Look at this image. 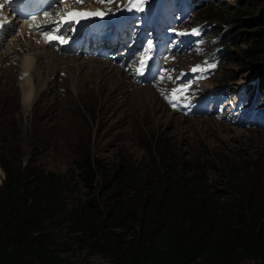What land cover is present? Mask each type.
I'll return each mask as SVG.
<instances>
[{"label": "rangeland", "instance_id": "1", "mask_svg": "<svg viewBox=\"0 0 264 264\" xmlns=\"http://www.w3.org/2000/svg\"><path fill=\"white\" fill-rule=\"evenodd\" d=\"M206 2L201 9L182 6V11L165 15L170 23L160 28L161 32L149 25L148 17L142 18L143 11L129 14V22L122 31L125 40L131 41L130 69L135 71L156 52L153 65L144 67L151 71L143 76L104 62L95 71L91 64H86L90 58L77 55L72 56L75 60L63 64L41 57L32 72L38 93L27 106L21 91L19 59L0 61V154L21 170L29 166L63 175L70 173L82 151L90 152L108 166L122 160L135 163L148 160L146 139L150 142L160 135L162 147L186 163L201 165L212 181L217 179L210 167L213 159L227 163L245 159L264 166V105H260L258 93L253 95L248 90L249 85L257 83L264 63L253 68L234 63L229 52L240 48L238 38L228 45L223 57L222 52L210 57L209 35L196 37L199 30L195 28L202 27L198 19L205 22L200 16L216 26L223 25V21H229L230 11L244 8L250 0ZM124 3L125 0H113L104 6L116 12ZM161 4L162 1L151 10L153 19L162 12ZM252 14L259 20L263 16L258 11ZM155 24L158 25L157 19ZM108 30L112 31V26ZM19 34L13 39L0 38V57L7 45L22 38L23 34ZM28 35L26 38H30ZM155 42L161 45V51H157ZM61 66L72 71L62 72ZM183 68L187 70L186 76L182 75ZM212 70L206 79L188 77L193 72ZM115 73L117 76L111 78ZM234 76L237 80L231 81ZM215 90L220 92L217 110L215 104L207 110L200 100L204 93ZM196 101H199L196 107L190 109ZM4 178L0 165V185ZM60 192L68 209L76 205V198H84L74 185L60 188ZM108 214L109 210H104L102 220L106 221ZM54 230L60 244L75 250L62 254L73 264H110L105 256L91 255L84 246L80 248L76 240L79 234L70 231L68 225L54 226Z\"/></svg>", "mask_w": 264, "mask_h": 264}, {"label": "trees", "instance_id": "2", "mask_svg": "<svg viewBox=\"0 0 264 264\" xmlns=\"http://www.w3.org/2000/svg\"><path fill=\"white\" fill-rule=\"evenodd\" d=\"M191 2L193 9L207 5ZM257 11L260 20L252 14ZM227 17L220 26L205 16H200L205 22L197 20L209 34L210 52L223 53L238 38L240 48L229 52L234 63L243 68L264 63V0H250ZM248 90H257L264 105V68ZM158 136L146 139L148 160L108 166L82 151L63 175L29 166L21 170L0 154L5 173L0 264H73L62 254L75 250L59 243L57 225H68L79 234L80 248L105 256L110 264H264V166L213 159L217 179L212 181L201 165L162 147ZM72 185L84 198L68 209L60 188Z\"/></svg>", "mask_w": 264, "mask_h": 264}, {"label": "bare ground", "instance_id": "3", "mask_svg": "<svg viewBox=\"0 0 264 264\" xmlns=\"http://www.w3.org/2000/svg\"><path fill=\"white\" fill-rule=\"evenodd\" d=\"M55 1H60V3L54 2V5L52 7H55L59 10H60L61 5L65 8L70 7V4L68 2H66L67 0H63V1L55 0ZM84 1L85 2L88 1V4L87 5L83 4V10H79V5H76V7H74L75 5L73 4L72 7H70L67 11L68 12H83V13H97V12L102 13V15H88V16H84V17H77V19H76L81 23V26H85L86 24H89V26H95L96 23H98V20H101L102 18L104 19L106 17V13L102 9L101 6L94 5L95 0H80L78 3L84 2ZM62 6H61V8H62ZM125 15H126L125 11L119 10L117 13L110 14V17L112 16L115 19V21H121L122 22V21H124ZM68 19L69 18H68L67 14H65L62 18V20H64V21L68 20ZM96 27H98V26H95L94 28H96ZM19 28H21L20 32L23 33V36H21V37L24 40L22 38H20L19 40H16L15 43H12L11 45H7L6 50L4 51L5 53L2 54V56L0 57V61L3 62L5 60H9V59L12 60L15 58L19 59V70H20V76L22 77L21 78V80H22L21 91H22V95H23L24 104H27V106H28V105H30L29 102L32 101V98L35 97L38 93L32 72H33V69L37 65L40 64V60L43 59L41 57H47V59H51L48 61H50V62L57 61L61 64L75 60V57L66 56L63 54L61 55L56 50H54L52 47L45 46L42 44L38 45L37 46L38 48H37L33 42L36 43L39 39L37 37H34L32 35V33H31L30 38H26L28 32L26 31L25 27L20 26ZM4 44H5V42H4ZM17 48H20L23 51H21V53H19V51H16ZM40 51H42V53H40ZM77 56L84 57L81 55H77ZM18 59H17V61H18ZM102 62L103 61L99 62V61H96V59H91V60H88L86 64H88V65L91 64L92 68H94L95 71H97V69H99L101 66H103ZM148 63H149V61H148ZM104 64H106V65L109 64V65L113 66V64L108 63V62H106V63L104 62ZM51 66L55 67V65H53V64ZM61 71L67 72V73L69 72V74H70V72L72 71V68L61 66ZM108 71H115V70L109 69ZM47 73L49 74L50 72H47ZM115 76H117V73H115L114 76H112L111 78H114Z\"/></svg>", "mask_w": 264, "mask_h": 264}, {"label": "snow or ice", "instance_id": "4", "mask_svg": "<svg viewBox=\"0 0 264 264\" xmlns=\"http://www.w3.org/2000/svg\"><path fill=\"white\" fill-rule=\"evenodd\" d=\"M79 2V0H78ZM99 2L104 3V2H108V3H112L113 0H99ZM2 7V6H0ZM68 18L69 21H74L77 19V17H84V16H88V15H102V13H83V12H69L68 14ZM50 39H57V37L52 36L50 37ZM149 48H151V45H149ZM212 67H214V65H212ZM197 69H193V71H196Z\"/></svg>", "mask_w": 264, "mask_h": 264}]
</instances>
